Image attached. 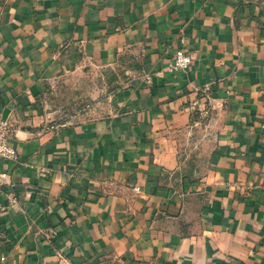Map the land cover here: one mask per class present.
Here are the masks:
<instances>
[{"label":"crops","instance_id":"1","mask_svg":"<svg viewBox=\"0 0 264 264\" xmlns=\"http://www.w3.org/2000/svg\"><path fill=\"white\" fill-rule=\"evenodd\" d=\"M0 117V264H264V0H0Z\"/></svg>","mask_w":264,"mask_h":264},{"label":"built area","instance_id":"2","mask_svg":"<svg viewBox=\"0 0 264 264\" xmlns=\"http://www.w3.org/2000/svg\"><path fill=\"white\" fill-rule=\"evenodd\" d=\"M193 61L192 53L185 51L183 49H177L170 62L167 64L166 69L169 72H177V71H185L189 68L190 64ZM194 104H197L195 101ZM200 116L203 119H207L209 117V110L202 109L200 111ZM10 137V128L9 123L0 117V160H12L16 161L18 159V153L14 147H12L9 143ZM9 177L8 173L0 172V186L5 184L7 178ZM136 190H139L136 187ZM54 233L50 230L48 231V235L51 237ZM74 264V263H67Z\"/></svg>","mask_w":264,"mask_h":264},{"label":"rangeland","instance_id":"3","mask_svg":"<svg viewBox=\"0 0 264 264\" xmlns=\"http://www.w3.org/2000/svg\"><path fill=\"white\" fill-rule=\"evenodd\" d=\"M77 78L78 77H76L75 79ZM75 79L72 76L66 77L63 81L58 84V87L60 88L61 92L65 94L64 99L65 102H67L66 106H68V108H78L79 106L78 99L76 98V96L78 95L76 94V92H78V82ZM102 90H105V86L102 87Z\"/></svg>","mask_w":264,"mask_h":264}]
</instances>
